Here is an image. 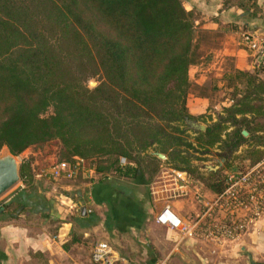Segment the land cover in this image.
<instances>
[{"label":"trees","instance_id":"1","mask_svg":"<svg viewBox=\"0 0 264 264\" xmlns=\"http://www.w3.org/2000/svg\"><path fill=\"white\" fill-rule=\"evenodd\" d=\"M232 7L252 19L262 13L260 0H223ZM201 24L184 0H0V152L36 146L53 154V166L92 159L99 181L134 179L146 161L166 164L221 194L225 170L264 159V77L226 71L231 104L215 115L191 114L190 69L216 43ZM91 77H99L92 88ZM189 121L207 124L195 130ZM215 148L222 166L200 173L198 153ZM33 163L21 162V194L30 190L39 208Z\"/></svg>","mask_w":264,"mask_h":264},{"label":"crops","instance_id":"2","mask_svg":"<svg viewBox=\"0 0 264 264\" xmlns=\"http://www.w3.org/2000/svg\"><path fill=\"white\" fill-rule=\"evenodd\" d=\"M184 1L187 9L200 12L202 28L216 37L217 46L207 47L200 62L190 69L187 105L191 114L199 116L212 113V106L218 111L231 104L222 79L226 71L259 70L264 77V66L245 48L240 35L244 29L264 33V0H260L262 13L253 19L240 8L224 9L223 0ZM37 175L35 184L40 188L35 193L43 201L39 208L30 200L33 196L28 197L30 190V194H21L24 184L0 204V264H100L92 257L100 242L110 246L113 264L181 261L175 252L184 238L176 229L157 222L162 201L151 195L147 173H138L134 179L84 178L82 184L74 182V195L64 191L65 184H59L60 178L50 171ZM6 202L11 204L4 209ZM194 202L199 201L193 194L171 200L174 211L185 220ZM261 229V236L255 233L248 241L253 260H264V220Z\"/></svg>","mask_w":264,"mask_h":264},{"label":"rangeland","instance_id":"3","mask_svg":"<svg viewBox=\"0 0 264 264\" xmlns=\"http://www.w3.org/2000/svg\"><path fill=\"white\" fill-rule=\"evenodd\" d=\"M248 32L250 31H245L244 29L240 33L241 41L247 50L248 48L244 42L243 35ZM258 33L262 34L260 31H258ZM214 40L215 41L213 42H216L215 36ZM210 41H212V38ZM215 45L216 43H214V46ZM98 82L99 77H91L88 80L87 85L92 88L95 87ZM220 110H222V108ZM210 111H212V114H216L217 110L212 106ZM49 112H51V110H49L48 113ZM198 123L204 125L207 124L204 122ZM7 149V147H4L1 152L6 151ZM216 151L217 150L215 148V150L213 149L211 153H198L201 160H198L196 163L202 168H199L200 173H206V169H204L205 165L214 166L217 162H219V166H222L220 164L224 162V159H219V156L216 155ZM241 151L242 152L239 153V155L243 152L245 153V148L241 149ZM17 157L20 162L33 159L35 174L43 171L49 172L53 168V165L57 164L53 154L47 153V150L37 148L36 146L30 147L20 155H17ZM85 160L87 161L88 166L96 169L92 159L85 158ZM237 161L240 162L241 159L239 158ZM107 163H110V161H106L102 164L99 163L98 165L105 167L107 166ZM143 167L145 173H147V177L150 179V182H154L162 170L161 166L157 169L155 168V164L149 161L144 162ZM240 167L241 168H239L236 173H238L240 177L243 176L245 181L234 185L233 187L231 185L232 181L228 180V177L232 174V172L225 170L221 175V177L225 178L226 189L224 192L228 189H232L233 191V196L232 194H228V197H231L230 199L226 198V200L223 201L217 200V195L219 194L212 193L203 185V183L201 184L198 182L199 185L202 186L204 200L194 202L195 206L191 208L192 210L189 213V220H187L193 221L200 219V224L198 226L199 235L194 238L185 237L183 239L179 248H177L175 252L179 253V258L181 259L179 264H251V261H253V251L251 250L248 241L251 238V235L255 233L261 236V223L262 220H264V203L261 205V202H264V163L259 162L250 166L249 162L245 161ZM94 168L92 176L95 177L91 176V178L86 172L81 171L82 169L74 170V173L72 172V168L66 167L65 170H59L61 174L59 175L60 179L57 182L59 184H65L63 187L64 191L74 195V182L80 183V181L84 178L96 179L97 177H100ZM105 172L108 174L113 173V169H105ZM193 175L200 177L199 175L201 174L194 173ZM207 177L208 176L205 175L202 180L205 182ZM21 184H24V182L20 181L16 186L1 196L0 204L10 192L17 189L18 185ZM36 187L40 188L39 185H36ZM32 199L35 203L36 198L30 197V200ZM203 213H205V216L200 218L199 216ZM223 224H233L236 229L233 230L232 236L227 239H224L223 237L216 238L215 234H220L219 227L224 226ZM255 261L264 263L263 259Z\"/></svg>","mask_w":264,"mask_h":264},{"label":"built area","instance_id":"4","mask_svg":"<svg viewBox=\"0 0 264 264\" xmlns=\"http://www.w3.org/2000/svg\"><path fill=\"white\" fill-rule=\"evenodd\" d=\"M243 37L248 50L261 63L264 64V33L260 34L257 31L253 30L248 33H244ZM75 159L76 161L73 165L63 162L59 165L53 166L50 172L54 177H60V171L65 170L66 167H69L72 168V172H74V170L82 169L81 171L86 172L88 176H91L93 174L94 167L92 168L91 166H88L87 161L84 158L76 157ZM125 161L126 159L122 158V162ZM46 172L47 171L37 173V177L44 176ZM228 180L232 181V187L245 181L243 176L240 177L236 172H232V174L228 177ZM150 192L155 199H159V201H162L161 209L156 216V220L158 223L176 229L177 231H179V233L182 234L183 238H194L195 236L199 235L198 226L200 224V219H196L193 221L182 219L174 211L171 204L172 199L188 197L190 194H193L194 198H196L198 201L204 200L202 186L199 185L197 180L191 178L186 171L174 169L171 167H162V170L155 181L151 182ZM223 192L217 195V200L223 201L226 200V198L230 199L231 197H228V194H232L233 196L232 189H228L226 192ZM263 203L264 202H261V205ZM205 213H203L201 216H198L200 218L204 217ZM223 225L224 226L219 227L220 234H215L216 238L223 237L224 239H227L232 236L233 230L236 229L233 224ZM111 255V248L105 242L96 244L92 252L93 260L100 264H113L114 261Z\"/></svg>","mask_w":264,"mask_h":264},{"label":"water","instance_id":"5","mask_svg":"<svg viewBox=\"0 0 264 264\" xmlns=\"http://www.w3.org/2000/svg\"><path fill=\"white\" fill-rule=\"evenodd\" d=\"M191 128L195 130H204L205 125L197 121H189ZM248 135L246 130L243 131ZM161 158L166 156L161 152H155ZM138 173H141L139 170ZM21 181V162L18 157L8 148L0 153V197L12 189ZM83 212L85 208L83 207Z\"/></svg>","mask_w":264,"mask_h":264}]
</instances>
